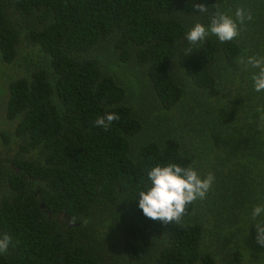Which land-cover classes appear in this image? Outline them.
<instances>
[{
  "label": "trees",
  "instance_id": "1",
  "mask_svg": "<svg viewBox=\"0 0 264 264\" xmlns=\"http://www.w3.org/2000/svg\"><path fill=\"white\" fill-rule=\"evenodd\" d=\"M214 5L240 34L185 56ZM252 56L264 0H0V264H262L256 234L240 237L264 205V91L239 63ZM107 113L120 119L95 127ZM170 163L214 181L164 225L138 193Z\"/></svg>",
  "mask_w": 264,
  "mask_h": 264
},
{
  "label": "clouds",
  "instance_id": "2",
  "mask_svg": "<svg viewBox=\"0 0 264 264\" xmlns=\"http://www.w3.org/2000/svg\"><path fill=\"white\" fill-rule=\"evenodd\" d=\"M216 12L213 14L210 26L206 28L196 23L186 34L185 40L189 47L184 49V55H189L197 45L205 41L206 37L214 35L219 42H230L238 37L240 29L238 24L230 16L220 11L219 5H214ZM194 10L200 13L207 11L203 4H194ZM236 20L242 25L245 21L251 20V14L245 13L243 8L235 11ZM241 64L250 65L258 69V73L252 75L253 88L256 92L264 91V57H249L246 61L241 59ZM120 119L116 113L98 115L94 120V126L107 130L113 122ZM150 182L145 190L138 193V207L143 215L153 221H159L164 225L172 223L179 224L187 212V206L195 201L203 200L212 187L214 175L209 173L201 178L200 174L192 166L181 167L175 163L167 166L157 165L147 173ZM250 221L256 230L255 242L264 247V205H257L252 208ZM85 224L87 221L84 222ZM11 236L0 237V254L7 251L11 243Z\"/></svg>",
  "mask_w": 264,
  "mask_h": 264
},
{
  "label": "rangeland",
  "instance_id": "3",
  "mask_svg": "<svg viewBox=\"0 0 264 264\" xmlns=\"http://www.w3.org/2000/svg\"><path fill=\"white\" fill-rule=\"evenodd\" d=\"M1 70L2 69L0 68V71ZM6 84L7 83L5 81L0 79V128L1 127L4 128V124H5V122L3 121V115H4V110H5V99H6V94H7L6 93ZM249 225H250L249 224V220H245L244 226H243V230H242V232L240 234V237L242 236L243 241L246 242V243L251 242L249 240L250 239L249 237L251 236V234H256L255 227L252 226V228L250 229L248 227ZM250 245H252V244H250ZM252 246H254V245H252ZM257 247L262 248L259 245ZM121 259H122L121 257L118 258V260H121ZM121 261H122V263L124 262L123 260H121ZM262 262H263L262 264H264V258H263Z\"/></svg>",
  "mask_w": 264,
  "mask_h": 264
}]
</instances>
